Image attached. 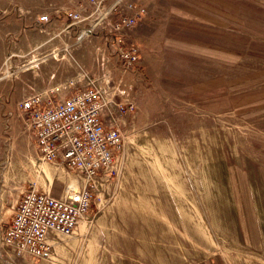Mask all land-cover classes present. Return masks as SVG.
<instances>
[{"label":"rangeland","instance_id":"1","mask_svg":"<svg viewBox=\"0 0 264 264\" xmlns=\"http://www.w3.org/2000/svg\"><path fill=\"white\" fill-rule=\"evenodd\" d=\"M133 1L146 9L133 27L146 36L125 69L103 29L74 58L67 45L31 52L33 41L58 44L30 19L63 0H0V264H264V206L250 188L255 175L264 197V0ZM82 64L114 101L135 104L114 112V178L100 181L74 234L57 235L50 259L10 257L1 234L38 153L19 103L55 86L43 74Z\"/></svg>","mask_w":264,"mask_h":264},{"label":"built area","instance_id":"2","mask_svg":"<svg viewBox=\"0 0 264 264\" xmlns=\"http://www.w3.org/2000/svg\"><path fill=\"white\" fill-rule=\"evenodd\" d=\"M60 13L65 21L54 37L61 38L77 28L75 38L80 42L103 29V39L115 48L121 65L128 69L137 63L136 47L127 45L120 31L136 26L146 15L144 7L133 0H81L56 16ZM37 20L47 24L52 17L45 13ZM81 76L86 85L75 87L66 96L61 94L74 85L72 81L51 87L45 97L34 94L19 103L24 121L34 134L40 160L61 165L82 177L84 183L79 189L66 186L58 197L29 183L1 234L2 249L10 257L50 259V235H73L88 217L100 181L114 178L116 154L123 145L114 112L132 113L135 104L130 100L114 102L88 71L82 69ZM106 112L109 122L103 119Z\"/></svg>","mask_w":264,"mask_h":264},{"label":"crops","instance_id":"3","mask_svg":"<svg viewBox=\"0 0 264 264\" xmlns=\"http://www.w3.org/2000/svg\"><path fill=\"white\" fill-rule=\"evenodd\" d=\"M68 2L69 1L63 0V2H61L60 5H58L55 9H53L52 12L48 11L47 14H49L52 17V20L50 23H47V24L39 23L37 18L40 15H35L34 17H32L30 19V22H31L30 27L34 31L43 32L46 35H49L51 32L52 37H54L55 33L58 31L59 28H61V25L65 21V17L63 15V13H60L58 16H56V13L62 11L66 7H72V6H75L79 3V2L75 3V4L72 3L73 5H68L67 4ZM69 4H71V3H69ZM183 17H186V15H183ZM187 17L190 18L191 16L187 15ZM50 26H53L52 27L53 29L51 31L50 30L48 31L46 28H48ZM77 31H78L77 28H71L68 33H65L61 38H58L59 41H58V44L56 46H54V45L49 46L48 45L49 42L47 41L48 38L46 40H40L39 43L36 41H33L34 43L33 42L32 43L35 45L31 46L30 51L33 52L34 50L40 48L42 50H45L46 54H51V53L59 54L63 50V45H67L69 47V50H71V52H72L71 53L72 57L73 58L77 57L78 51H79V46H80V42L76 41V38H75ZM144 36H146V34L144 35V32L140 31L139 27L138 28L136 27L135 29L134 28L122 29L120 31V37L127 43V45H133L134 46V45L139 44L140 40ZM95 49L99 52L101 51V55H104V49L103 48H95ZM49 58L50 57H47V59H45L44 61H41V62H46ZM105 59L108 60V58H105ZM105 59L103 58V56L101 58H98V59L96 58V63H98L99 65L104 67ZM81 67H83L86 71H88L90 75H92V76L94 75L93 71H92L93 70L92 67H88L87 65H84V64H82ZM41 74H42V71H41ZM43 77L46 79H47V77L50 78V81H52L51 84H54L55 86L66 85L70 81H72L74 83V85L72 87H70V89L64 90L63 93L61 94V96H66L67 93L72 91L73 89H75V87L81 88V87H84L86 85L85 80L81 76L80 70H76L71 75H69L65 78H62L59 76L58 67H57V69L51 75L46 73V74H43ZM112 106L113 105H111V107ZM103 119L105 120V122L110 121L109 112H106L104 114ZM30 161L31 162L33 161L34 165H37V167L34 169V172L30 174L29 183L34 182L37 185L39 190L48 191L53 196L58 197L63 192L65 187L68 185H71L75 189H79L83 186L84 182H83L82 177H80L76 173L62 167L61 165H59L57 163H51L52 165L55 166L52 173L48 174L47 172H45L43 170V164L39 158L38 153H37L36 157L34 155V158H32V159L30 158ZM253 176L255 179L253 180V184L250 186V188H252L254 190V192L256 194L257 202L260 204L261 207H263L264 206V197L261 196V194H260L261 193L260 181L256 180L255 175H253ZM5 182L8 183L9 179H6ZM261 187L263 188V186H261ZM3 191H5V190H3L2 186H1L0 187V197H1V195L3 196V194H1V193H3ZM229 193L227 192L226 197H229L228 196ZM230 198H232V201H233V199L235 201V196H233L232 194L230 195ZM238 206H239V203H237V208H239ZM249 207H251L250 201H249ZM0 208H1V206H0ZM13 209H14V207L12 209H10V211H9V218H11ZM237 212L239 213V210H237ZM9 220H7L5 224H7L9 222ZM82 223H84V222H82ZM56 237H57V235H53V234L50 235V242L52 243L53 246L56 243V241L54 240Z\"/></svg>","mask_w":264,"mask_h":264}]
</instances>
